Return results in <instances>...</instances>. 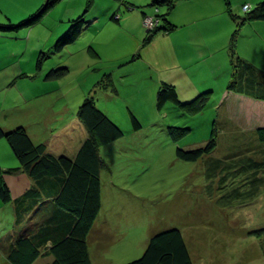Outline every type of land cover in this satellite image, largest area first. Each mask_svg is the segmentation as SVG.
<instances>
[{
	"label": "rangeland",
	"instance_id": "1",
	"mask_svg": "<svg viewBox=\"0 0 264 264\" xmlns=\"http://www.w3.org/2000/svg\"><path fill=\"white\" fill-rule=\"evenodd\" d=\"M95 1L87 13L86 0L59 1L45 15L38 29L39 33H36L35 28L29 27L28 23L20 24L17 28L28 29L25 32H20L21 30L8 32L2 31L1 28H9L11 21L15 24L23 20L24 23L31 21L34 16L32 14L42 8L46 0H0V36L20 32L26 39L29 37L28 52L36 53L46 48L45 45L50 47L55 42L62 20L64 22L69 18L75 19L86 14L87 19L91 21L95 13L92 8L97 7V12L100 13L99 6L108 7L118 0ZM231 1L235 7L232 8L234 13L232 15L236 17V19L231 17L236 24L232 35L235 33L236 37L235 44L233 43L234 50L230 38L224 56L228 59L231 70L236 65L237 57L245 61L249 58L248 62L255 66V60L251 56H246L250 53L249 48L253 42L257 40L256 36L250 33V29L259 27L264 29V23L262 25L254 22V25L247 24V27L242 28V17L245 14L242 6L246 2L256 4V1ZM141 2L147 5L146 10L151 15L156 13L155 7H150L152 0ZM117 4L121 8L124 7L120 2ZM104 20L102 19L96 26L83 24V35L79 41L68 46L63 52L55 53L45 64V69L49 71L69 69L67 76L48 83L55 87L59 86L53 94L56 97L50 98L57 106H63L68 102L67 99H59L63 93H71V101L77 96H89V92L104 74L115 71L113 79L118 92L112 93L113 97L110 100L101 99L99 103L101 106L98 107L111 112L117 118L125 136L114 144L101 146L99 153L107 164L101 175L105 209L106 204L109 209L115 206L114 212H120L123 218L113 226V229L119 228L121 231L120 236L114 240L100 242L97 239V236L100 237L97 233L99 230L92 231L89 240L94 264H129L136 261L144 255L153 235L171 229L183 233L194 264H264V190L257 197H250L247 187L251 185L248 184L247 187L242 185L250 181L245 180L242 175L247 170L244 171L241 166L235 167V164L239 163L235 160L246 155L247 149L253 146L251 142L244 143L246 137L240 134L244 130L238 131L236 135L230 134L233 126L229 127L226 123L232 122L229 117L231 113L225 112L223 105V102L227 103L226 108L232 110L236 106V111L243 101L234 96H228L224 100L223 97L217 95L214 97L211 94L209 104L199 114L190 115L172 103H168L164 111L159 112L157 90L153 84L149 85V82L138 84L141 77L139 75L127 76L129 78L124 80L128 81L124 83L117 81L123 79L125 77L123 75L129 70L128 65L120 68V64L130 61L134 56L132 51L143 41L146 29L143 35L139 30L130 33L128 29L115 28L118 24L114 21L108 23L114 24L105 26ZM158 26L159 24H154L152 28L147 29V33H154ZM232 51L235 56L232 55ZM96 52L100 55L99 58L95 55ZM42 85L35 80V93L50 87ZM24 88L26 92L32 89L26 82H22L17 84L14 93L21 92ZM105 94V90L97 91L100 98ZM258 102L264 105V100ZM47 105L46 100L35 99L36 109L48 113L50 105ZM263 108L264 106L258 104L254 107L255 110L252 107L253 111L247 112L243 118L236 114L233 121L246 126L250 124L249 122H254L253 119L258 120ZM131 114L140 122L143 119L142 123L145 125L143 130L130 131L133 126ZM26 115L28 117V114ZM32 116L35 117V114ZM153 116H157L154 126ZM26 122L30 124L29 119ZM31 123L34 124L35 121ZM179 129H189V132L183 134ZM214 130L219 146L211 155L213 159L209 156L191 163L177 158V149L191 150L206 145ZM238 151L242 155L232 159L230 166L225 170L226 154ZM6 217L7 210H0V264H10L1 247L3 245L9 247L11 243L9 239L17 232L14 231L13 225L7 223ZM109 231L110 226H107L105 233L111 235ZM11 241L15 242L16 239L12 238ZM97 251H100V254L95 255ZM45 257L40 258L36 264H46L49 259Z\"/></svg>",
	"mask_w": 264,
	"mask_h": 264
},
{
	"label": "crops",
	"instance_id": "2",
	"mask_svg": "<svg viewBox=\"0 0 264 264\" xmlns=\"http://www.w3.org/2000/svg\"><path fill=\"white\" fill-rule=\"evenodd\" d=\"M49 1L50 0H46V3L40 8L41 10L39 9L36 13L32 14V16L42 13ZM59 1L61 0L56 1L55 4L46 11L40 21L32 26L35 28L36 33H39L38 29L42 24L45 15L48 11L53 9ZM255 1L256 4H254V2H249L247 4L246 2V4L242 6V11H244L243 7L245 5H249L250 9H253L257 4L264 0ZM95 2V0H86L85 13L90 10ZM119 2L124 5L123 8L117 4ZM152 2L150 7H152ZM227 3H229V5H227ZM99 7L98 9L101 11L100 13L97 12V7L92 8L95 13L92 16L91 21L86 17L85 23L87 26H89V24L96 26L101 23L102 19H105L103 21L105 26L114 24L113 22L108 24L109 22L114 21L118 24L115 28L128 29L130 33L139 30V33L143 35L145 34L144 29H146L144 27L143 19L149 16L161 15L164 16V25H172L175 27L173 32L167 33L161 31L157 33L148 43L146 30V36L143 41L139 42L140 44H137L136 48L132 51V53L134 52V56H132L131 60L122 63L120 62V68L128 65L129 70L125 72L126 74L123 75L125 76L123 79L117 81L124 83L128 81L124 79L133 75H139L141 77L138 79V84L141 82H145V84L149 82V85L150 83L153 84L157 91L163 85H171L175 87L179 100L184 103L191 101V99L194 100L201 95V93L207 91L212 92L214 97H216V95L217 97H223L224 100L228 96L238 98L243 101V104L242 102L239 104V101V109L236 111V106L232 110L231 108H226L227 103L225 104L223 102L224 111L231 113V116L229 114V117L232 122L226 123L229 127L230 125L231 127L233 126L232 130H230L231 133H229L231 135H236L238 131L240 132L241 130H244L243 133H240L244 134L246 137L244 143L247 144L248 142L253 141V144L258 148V150L249 149L247 154L244 155V158L253 159L256 162H264V154L260 152L261 148L259 143H254V137L257 130L264 128V108L262 109V113L258 115V120L255 121V119H253L254 122H249L250 124L246 126H242L233 121L236 114L238 117L243 118L247 112L253 111L252 107L254 109L258 104L262 106L264 105L258 102L262 100L236 93L229 90L227 87V82L231 80L230 74L232 73V70L228 64V59L225 58L224 54L227 53L226 50L228 49L230 38L233 36L232 32H235L234 30L236 26L227 11L230 9L231 13H233L232 8H235L233 7L231 0H178L174 9L169 13H167L165 8L162 9L163 11H161V8L158 9V11L155 8L156 13L154 15H151L150 12L146 10L147 5H143L141 0H118L115 4H111L108 7ZM237 7V9H239V6ZM84 16H86V14H82L75 19L69 18L64 22L62 20V23H59L60 26L58 28L60 30L57 32L58 35L56 36L55 42L50 45V47L45 45L46 48H43L36 53L31 51V54L28 52L29 37L27 40L25 35H20V32H25L28 29H17L20 27V24L24 23V20L19 21L16 24L11 21L12 23H9V28H1L2 31L8 32L21 31L18 34L9 33L8 35L5 34L0 36V100L2 99V101H0V126L6 132L15 130L19 127L26 129L35 144L46 145L48 154L57 158L65 157L73 160L88 139V132L77 115L81 104L87 98L93 97L97 106H101L99 104L101 99L110 100V98L113 97L112 93H115L112 89H109V87L107 88L104 85L102 88H96V83L94 88L89 92V96H77L74 101H71V93H63L62 96H59V99H67L68 102L64 103L63 106H57L51 99L56 97L53 94L59 89V86L55 87V85L48 84L51 81L46 78L47 74L50 72L45 69L46 61L41 70L37 69V63L41 53H48V60L55 53L63 52L68 46L79 41L80 37L83 35V29L81 30V35L75 42L65 44L55 51L58 41L70 32L72 24ZM255 23H249V25H254ZM256 24L263 25V23ZM243 27H247V24ZM250 33L253 34V36H256V42L258 43L253 42L252 46L249 48L251 51L250 53H247L246 56H251L255 60V64L259 65L258 68H262L264 71V29L261 27L250 29ZM95 55L98 58L100 57L98 52H96ZM247 60L250 61L249 58H247ZM59 69H63L66 73L63 77L68 75V68ZM114 72L115 71L109 74H104L103 77L107 76L112 77L113 79L115 76ZM36 74L37 77L35 78ZM103 77H101L100 80H102ZM35 80L37 83H42V86L49 85V89L44 91L38 90L35 93ZM22 82H26L32 89L26 92V89L24 88L21 92L17 91L14 93L17 84ZM104 84L106 85L107 82ZM115 88L117 89L116 83ZM99 90L106 91V94L104 96L101 95V98L97 95V91L99 92ZM116 92H118V89ZM80 98H82V100ZM35 99L46 100V103L50 105V107H48L49 112L47 113L45 110L36 109ZM100 109L111 116L119 125L116 120L117 118L111 112L105 111L103 108ZM26 114H28V117ZM33 114H35V117L32 116ZM153 118L155 120L153 124L154 126L157 122V116H153ZM27 119L30 120V124H27ZM33 121H35L34 124L31 123ZM142 122L144 123L143 119H141V130H143L145 126ZM19 166L20 164L9 145L5 140H1L0 167L3 170H7ZM4 180L11 192L12 201L8 204H4V206H2L3 203L0 201V210H7V223L13 225V228L15 227L14 231H17L14 236H11V238L9 237L10 239L14 238L17 240L18 238L25 236L35 238V236L37 234L40 235L41 232L49 234V227L55 228L56 225L59 226L58 231H62L66 228V224H64V222H66V216L60 214L54 207V201L51 199L53 198L52 195L47 196L42 192L43 199L41 201L34 203L33 201L26 200V202L22 204L20 203L22 202L21 199L26 196L32 188H35L36 185L27 173L20 170L15 174L5 175ZM263 190L264 184L259 187L256 197L260 195ZM103 193L104 191L102 187V208L88 237L90 257L91 241L89 238L92 231L99 230L97 233L100 237L98 238L97 236V239L103 243L105 241L109 242L111 239L114 240L121 234L119 228H115V230L113 229V226H116L123 216L120 215V212L118 211H116L117 213L114 212L113 209L115 206H113V209L112 206L109 209L106 204L107 207L105 209ZM25 210L28 211L26 219H19L18 215ZM33 224L35 225L33 226ZM107 226H110L109 232L111 235L105 233ZM116 232L117 236L114 237ZM52 244L53 241L50 239L46 246L44 245L41 248V254L44 255L48 253V249L52 247ZM97 252L98 253H95V255L100 254V251ZM4 256L6 258L5 253ZM45 256L39 257L35 261V264L40 258H44ZM45 258L49 259L46 264L53 261V256L51 255H47ZM91 261L92 264H94L92 257Z\"/></svg>",
	"mask_w": 264,
	"mask_h": 264
},
{
	"label": "trees",
	"instance_id": "3",
	"mask_svg": "<svg viewBox=\"0 0 264 264\" xmlns=\"http://www.w3.org/2000/svg\"><path fill=\"white\" fill-rule=\"evenodd\" d=\"M55 1L50 0L42 13L33 16L31 21L21 25L28 23L29 27L34 26L40 21L46 11L53 6ZM177 2L178 0H153L152 7H155L157 11L160 8H165L167 13H169L174 9ZM227 11L231 17L236 19L230 9ZM153 18L158 21L159 26L155 28L154 33H147V43L153 39L155 33L157 34L161 31L170 33L175 30L172 25H164V16L156 15ZM242 18V27L254 22L264 23V1L257 4L253 9L246 11ZM85 19L86 16L81 17L72 24L70 32L58 41L56 48L54 47L55 51L59 47L73 43L79 38L82 25L86 22ZM234 34L231 43L233 50L236 37ZM234 54L232 51V55ZM47 58L48 53H41L37 63L38 70L42 69ZM235 64L234 69H232L231 81L227 85L228 89L254 99L264 100V72L262 69L239 57H237ZM65 74L63 69L51 70L46 78L50 81H55L62 78ZM106 77L97 82L96 88H102L104 85L116 92L115 80L112 77ZM105 82H107L106 85L104 84ZM211 94L212 92L207 91L201 93L194 100L184 103L179 100L175 87L166 84L157 91V110L163 112L166 105L172 103L178 108L187 111L190 115H196L201 113L209 104ZM77 115L88 132V139L73 160L65 157L57 158L48 154L46 145L35 144L27 130L22 127L6 132L0 126V141H6L20 164L17 168H9L7 170H3L0 167V201L3 204H8L12 201L11 192L6 185L4 176L23 170L36 185L21 199L22 202L20 203L22 204L26 200L34 203L41 201L43 199L42 192H44L47 196L52 195L53 198L51 199L54 201V207L60 214L66 216V222H64L66 228L62 231H58L59 226L56 225L55 228L49 227V234L41 232L35 238L25 236L18 238L15 242L9 239L11 242L9 247L3 245L1 251L5 253L10 264H34L39 257L45 255L53 256V261L47 264H92L88 237L102 208L103 184L101 175L102 170L107 167L99 150L101 146H108L118 142L125 136V132L111 116L97 106L93 97L87 98L81 104ZM131 122L133 125L131 131L138 132L142 129L140 120L132 114ZM187 131L189 132V129H179V132L183 134L185 132L188 133ZM215 136L217 134L214 130L210 140L202 147L191 150L177 149V158L191 163L198 162L202 158L209 156L213 159L214 157H211V155L219 146V141ZM248 139L250 140V138ZM254 139V143H259L260 145V152L264 154V128L257 130ZM250 142L253 146L250 150H258L253 141ZM227 154L224 157L227 159L223 160L225 162V170L230 166L232 159L242 155L239 151L228 152ZM244 157L241 156L239 160H235L239 162L235 164V167L241 166V169L247 170L242 175H244L245 180L250 181L242 185H246V187L248 184L251 185L247 187V193H250V197L256 196L259 187L264 184V162H256L253 159H245ZM218 167L220 168V166ZM27 212V210L22 211L18 215L19 219H26ZM50 239L53 241L52 247L48 249V253L42 255L41 248L44 245L46 246ZM129 264L194 263L183 233L180 230L171 229L153 235L149 240L144 255Z\"/></svg>",
	"mask_w": 264,
	"mask_h": 264
},
{
	"label": "built area",
	"instance_id": "4",
	"mask_svg": "<svg viewBox=\"0 0 264 264\" xmlns=\"http://www.w3.org/2000/svg\"><path fill=\"white\" fill-rule=\"evenodd\" d=\"M244 10L247 11L249 10V6H245L244 7ZM154 24H158V21L154 18H151V17H146L145 20H144V27L146 28V30L150 29L153 27Z\"/></svg>",
	"mask_w": 264,
	"mask_h": 264
},
{
	"label": "clouds",
	"instance_id": "5",
	"mask_svg": "<svg viewBox=\"0 0 264 264\" xmlns=\"http://www.w3.org/2000/svg\"><path fill=\"white\" fill-rule=\"evenodd\" d=\"M247 6H249V5H247ZM249 10H250V7H249ZM245 11V10H244ZM248 11V10H247ZM246 12V11H245Z\"/></svg>",
	"mask_w": 264,
	"mask_h": 264
}]
</instances>
